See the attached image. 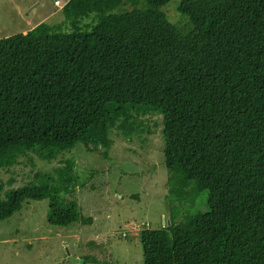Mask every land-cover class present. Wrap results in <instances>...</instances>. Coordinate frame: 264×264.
<instances>
[{
	"label": "trees",
	"instance_id": "16d2710c",
	"mask_svg": "<svg viewBox=\"0 0 264 264\" xmlns=\"http://www.w3.org/2000/svg\"><path fill=\"white\" fill-rule=\"evenodd\" d=\"M171 2L68 0L62 23L0 38V168L78 145L107 158L111 130L160 115L178 206L140 232L145 264H264V0H181L186 26L164 12ZM76 169L0 183V222L48 200L50 225H93L70 196L95 171ZM204 192L209 210L188 215Z\"/></svg>",
	"mask_w": 264,
	"mask_h": 264
},
{
	"label": "rangeland",
	"instance_id": "374dc122",
	"mask_svg": "<svg viewBox=\"0 0 264 264\" xmlns=\"http://www.w3.org/2000/svg\"><path fill=\"white\" fill-rule=\"evenodd\" d=\"M67 2L0 0V38L27 33L41 23H62ZM180 2L172 0L163 10L172 23L186 26L187 20L177 10ZM133 9L128 5L122 10ZM137 122L139 130L129 136L117 128L111 130L113 144L107 158L101 151L78 145L52 162L30 154L13 168H0V183L6 190L37 181L41 173L55 174L69 159L75 160L82 179L95 171L87 185L70 196L84 216L93 218V225L52 226L48 200L26 201L21 211L0 222V264H81L76 259L83 264H145L140 232L169 224L171 209L178 203L168 198L163 117L149 114ZM207 194L198 200L205 208L192 207L188 215L209 210Z\"/></svg>",
	"mask_w": 264,
	"mask_h": 264
},
{
	"label": "water",
	"instance_id": "95a60500",
	"mask_svg": "<svg viewBox=\"0 0 264 264\" xmlns=\"http://www.w3.org/2000/svg\"><path fill=\"white\" fill-rule=\"evenodd\" d=\"M77 263H81V264H83V261H81L80 259H76L75 260Z\"/></svg>",
	"mask_w": 264,
	"mask_h": 264
}]
</instances>
